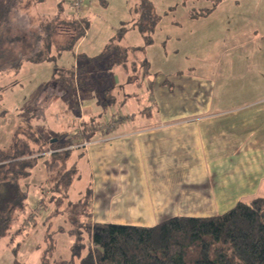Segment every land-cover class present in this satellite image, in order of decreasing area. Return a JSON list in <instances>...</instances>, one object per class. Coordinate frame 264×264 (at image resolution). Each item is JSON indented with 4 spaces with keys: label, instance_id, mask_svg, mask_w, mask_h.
Listing matches in <instances>:
<instances>
[{
    "label": "rangeland",
    "instance_id": "374dc122",
    "mask_svg": "<svg viewBox=\"0 0 264 264\" xmlns=\"http://www.w3.org/2000/svg\"><path fill=\"white\" fill-rule=\"evenodd\" d=\"M32 3L33 0L17 1L11 22L6 27V32L11 30L10 33L14 34L28 33L27 42L17 44L12 49L17 57L32 50V47L22 45L34 41V32H44L39 27L42 16H54L61 3L65 14L73 11L72 0H44L34 4L35 9L32 8L42 16L30 19V15L21 10ZM149 4L153 9L151 17H158L156 22L153 19L152 24L146 13L147 9H151ZM205 8L212 9L211 14L193 15L194 11ZM76 14L80 18L85 15L90 21L85 39L78 49L65 50L59 56L57 47L53 45V60L25 61L21 68L9 69L10 72L4 73L0 79V151L8 152L18 137L34 135V130H31L33 128L47 139L57 137L58 132H64L63 125L68 122L70 125L67 131L73 127L78 128L74 131L75 143L78 142L77 139L83 136L84 125L77 118L76 123L73 124L72 121L74 113L78 114V104L91 102L98 113L94 117L96 122L103 121L106 117L111 118V111L115 118H120L130 114L129 107H151L147 104V99H141L145 96L140 100L130 98V92H136L138 88L133 83L142 81L146 73L144 69L139 70V73L129 69L130 74L122 77L121 83L115 77L104 78L108 73L104 69L101 72L92 70L102 83L93 92L92 98L86 94L87 90L79 93L73 87L62 93L51 86L56 67L84 64L87 61L85 56L99 54L123 23L129 29L121 43L143 47L137 54V59L150 63V74L157 84L161 85L164 80L169 79L179 86L183 80H201L209 76L215 83L219 80L218 70H221L224 77L220 80L235 93L249 94V97L254 96L255 99L264 91V0H84L82 10ZM59 23L61 20L56 19L55 24ZM146 23L150 28L143 32L141 28ZM146 36L152 37L151 43H147ZM54 38L64 40L63 36L54 35ZM120 69L116 68V72H120ZM230 69L234 70L233 74L230 73L233 76L225 79ZM148 78L149 75L145 81ZM109 82L115 85L111 90L117 95L118 102L104 111L98 97L103 96V88L110 89ZM250 89L255 92L251 93ZM123 99L128 101L124 103ZM138 112L137 110L134 116H138ZM98 126V130H102L108 125ZM64 140L65 138L62 141ZM82 151L74 149L70 153L67 166H75L78 175L69 191L68 201L61 208L49 199L46 185L42 193L40 188L47 176L46 167L43 159L37 161L25 182L30 184L25 186L24 206L14 215L7 232L0 236V264H42L45 237L49 232L54 235L55 250L48 259V264H81L82 256L88 251L89 239L85 234L86 246L80 255H75L73 247L76 236L70 234L69 229L73 227L72 211L79 210L81 194L85 193L89 184L87 158ZM68 202L73 204L69 210L66 209ZM40 203L42 207L39 206ZM57 209L59 212L52 214Z\"/></svg>",
    "mask_w": 264,
    "mask_h": 264
},
{
    "label": "crops",
    "instance_id": "0c3cea01",
    "mask_svg": "<svg viewBox=\"0 0 264 264\" xmlns=\"http://www.w3.org/2000/svg\"><path fill=\"white\" fill-rule=\"evenodd\" d=\"M39 3L33 0L21 12H27L30 19L39 18L42 15L34 11V4ZM118 67L120 72H116ZM8 72L1 71L0 79ZM110 72L119 83L130 74L122 66ZM218 72L215 83L210 76L183 80L179 86L169 79L157 84L152 75L146 81L130 80L138 87L130 98L145 96L141 99H147L151 107H129L130 114L120 118L111 111V118L98 121V128L99 124L108 126L97 129L92 143L76 148L87 158L85 193L91 190L93 223L151 227L176 216L221 214L238 202L264 198V91L255 99L235 93ZM230 73L234 70L225 79L233 76ZM92 116L98 113L88 102L80 104L72 121L84 122ZM69 125L58 132L67 134L66 139L78 130L67 131Z\"/></svg>",
    "mask_w": 264,
    "mask_h": 264
},
{
    "label": "trees",
    "instance_id": "16d2710c",
    "mask_svg": "<svg viewBox=\"0 0 264 264\" xmlns=\"http://www.w3.org/2000/svg\"><path fill=\"white\" fill-rule=\"evenodd\" d=\"M17 1L0 0V72L19 69L25 61L53 60L54 56L51 55L53 45L57 47L59 56L65 50H74L90 27L87 17L80 18L75 13L65 14L61 3L59 11L54 16L41 17L39 27L44 32H34L35 35H32L34 41L22 45L32 47V50L17 57L13 53L15 45L28 40V33L14 34L10 33L11 30L6 32ZM149 7H152L151 4ZM147 10V18H150L151 24L153 19L156 22L158 17L156 15L151 17L153 9ZM211 11L210 8L199 9L194 11L193 15H206ZM56 19L61 20V23L55 24ZM76 20L80 21V25ZM126 25L123 23L117 29L116 35L111 37L98 55L85 56L87 61L84 64L56 67L51 82L52 88L63 93L75 87L77 92L83 93V90H87L86 94L93 96V92L102 83L97 80L92 70L97 69L101 72L104 69L108 72L104 78L107 76L113 78L110 71L116 66L132 69L135 73L144 69L146 73L143 79L147 75L150 76V63L137 59V54L143 47L126 46L121 43L129 29ZM149 28V24L146 23L141 29L146 32ZM54 35L63 36L64 40L59 41ZM152 40V37L146 36L147 43H151ZM101 79L103 80V77ZM109 84L110 89L103 88L101 91L103 96L98 97L104 110L118 102L117 95L112 92L115 85L112 82ZM79 106L80 104L77 112ZM94 117L97 116L84 121L83 136L76 143L74 135L70 139H66L67 134H58L57 137L47 139L33 128L31 130H34V135L18 137L8 152L0 151V236L7 232L14 215L24 206L25 186L29 185L25 181L39 159H43L47 171V178L41 183L42 193L46 185L49 199L55 201L60 208L65 205L74 179L78 175L75 166H67L71 151L76 149L70 146L86 139L91 140L98 129V122ZM50 148L62 150L48 156L45 153ZM91 196V190H87L78 205L79 210L72 211L73 227L69 229L70 234L76 236L73 247L75 255H80L86 246L85 234L89 239L88 251L82 256L81 264H264L263 197L238 202L233 208L221 214L204 217L176 216L155 226L143 227L93 223ZM43 202L45 206V201ZM39 206L42 207V203ZM72 207L73 204L68 202L66 209ZM58 212L59 209L52 214ZM53 236L49 232L45 237L46 247L42 254V264L49 263L48 259L55 250Z\"/></svg>",
    "mask_w": 264,
    "mask_h": 264
},
{
    "label": "built area",
    "instance_id": "2783aa9c",
    "mask_svg": "<svg viewBox=\"0 0 264 264\" xmlns=\"http://www.w3.org/2000/svg\"><path fill=\"white\" fill-rule=\"evenodd\" d=\"M83 1L84 0H72V7H73V10L76 11V12H79L80 9L82 10V7H83ZM104 126V125H102ZM92 143L91 140H83L81 143H77V144H74L72 146H70V148H78V147H83V148H87L90 144ZM58 150H62L61 149H53V148H50L48 151H46V155L50 156L52 153L58 151Z\"/></svg>",
    "mask_w": 264,
    "mask_h": 264
}]
</instances>
